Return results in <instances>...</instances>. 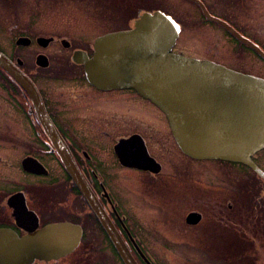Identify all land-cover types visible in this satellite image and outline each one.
<instances>
[{
  "label": "flooded vegetation",
  "instance_id": "flooded-vegetation-1",
  "mask_svg": "<svg viewBox=\"0 0 264 264\" xmlns=\"http://www.w3.org/2000/svg\"><path fill=\"white\" fill-rule=\"evenodd\" d=\"M183 2L189 6L179 9L172 0H0V52L33 82L36 99L0 66V264L14 251L19 258L13 264L28 255L34 256L29 264H125L116 241L136 264H158L150 247L158 255L181 253L177 264H201L195 251L210 255L204 264H264V177L243 163L187 156L155 104L129 87L91 84L84 65L72 59L75 52L92 57L109 48L106 35L159 11L179 25L177 39L184 26L198 27L194 35L217 26L235 51L264 63L207 17L226 22L264 51L248 28L253 23L243 21L258 16L255 2ZM20 38L23 43L16 42ZM174 46L173 53L251 70ZM39 55L47 66L35 62ZM43 112L57 133L44 128ZM160 137L170 144V158L159 151L163 143L155 147ZM263 151L251 160L264 172L257 157ZM177 152L184 163L174 160ZM24 160L35 170H25ZM138 161L143 168L131 164ZM72 162L77 181L67 168ZM78 183L88 187V196ZM214 250L225 254L217 257Z\"/></svg>",
  "mask_w": 264,
  "mask_h": 264
},
{
  "label": "water",
  "instance_id": "water-1",
  "mask_svg": "<svg viewBox=\"0 0 264 264\" xmlns=\"http://www.w3.org/2000/svg\"><path fill=\"white\" fill-rule=\"evenodd\" d=\"M207 17L264 59L259 46L226 22ZM179 31V25L170 16L159 11L144 13L132 29L106 35L103 42L109 48L97 50L92 57L75 52L72 59L84 65L91 84L129 87L155 104L166 116L178 147L187 156L243 163L264 177V172L251 160L264 147V78L171 52ZM41 41L48 42L43 38ZM16 42L23 43L24 39ZM35 62L43 67L48 65L43 55ZM0 66L29 94L31 88L35 90L26 73L1 52ZM38 98L41 103L39 95ZM40 119L46 130L57 133L46 112L40 114ZM131 164L143 168L141 161ZM23 168L35 170L29 160L23 161ZM67 168L77 181L75 173L79 172L74 162L67 163ZM77 185L88 196V187ZM21 245L27 247L25 243ZM115 246L125 264H136L117 241ZM14 254L4 255V264H13L19 258L15 251ZM33 257H22V264H29Z\"/></svg>",
  "mask_w": 264,
  "mask_h": 264
},
{
  "label": "rangeland",
  "instance_id": "rangeland-1",
  "mask_svg": "<svg viewBox=\"0 0 264 264\" xmlns=\"http://www.w3.org/2000/svg\"><path fill=\"white\" fill-rule=\"evenodd\" d=\"M175 2V6L180 8H186L189 6L188 3L183 2V0H172ZM251 2H255L256 7L258 8L259 14L258 16H249V21L246 20V16L244 17V22H250L253 23V26H249L248 28H251V33L254 35L258 40L259 43L264 47V9L262 0H250ZM198 28V27H197ZM197 28L190 27V26H184V33L179 37L175 42L174 50L179 51L183 54H191L193 56H214L217 59H219L221 62H223L226 66H236L241 65L245 67V69H251L248 73L252 75H258L260 77L264 78V63L261 61L255 62L253 59H251L247 53L240 52L239 50L233 49V42L229 40L225 36V32L222 31L217 26H210V27H202L200 34L194 35L193 32L198 33L196 30ZM245 28V27H243ZM234 50V51H233ZM238 51V53H237ZM237 53V54H236ZM236 54V55H235ZM55 86H52L54 88ZM60 87V86H59ZM0 99V103H1ZM160 141H158L156 144L158 146L155 147H161V144L163 143V146L161 148L160 153L164 152V149L166 151V156L169 157V146L170 144L165 139V137H160ZM164 148V149H163ZM257 157H260L262 159L261 163L264 167V151L259 153ZM170 158V157H169ZM174 160L178 164L184 163L185 158L181 156L179 152H177V155L174 154ZM202 162H195V166L198 167L202 165ZM227 251V250H226ZM147 252L152 255L155 259V261L158 264H177L178 262H182L180 259L182 254L176 252L179 257L176 255V253H172L171 250L169 251H160L158 250V255L155 250L148 248ZM171 252V253H170ZM223 252V253H222ZM232 252V251H227ZM235 251H233L234 254ZM167 258H166V254ZM205 255H203V251H195L192 254V257L197 260H201V264L206 263V260L210 255L204 251ZM225 254L224 251L221 250H214L212 251V254L216 255L217 257L220 254ZM172 254V255H171ZM162 255V256H161Z\"/></svg>",
  "mask_w": 264,
  "mask_h": 264
}]
</instances>
